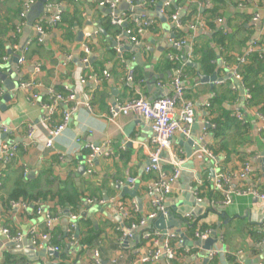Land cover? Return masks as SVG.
Here are the masks:
<instances>
[{
    "label": "crops",
    "instance_id": "1",
    "mask_svg": "<svg viewBox=\"0 0 264 264\" xmlns=\"http://www.w3.org/2000/svg\"><path fill=\"white\" fill-rule=\"evenodd\" d=\"M36 1L0 0V33L4 50L0 72L16 85L6 110H0V144L5 143L1 139L4 125L11 142L7 145L18 146L17 154L9 164L0 162V182L3 183L0 190V230L8 228L13 234L22 233L27 245H31L29 233L32 230L37 235H49V241H42L34 247L38 256L30 264H93L95 251L100 264H145L141 260L153 247L144 236L154 228L153 224L147 223L138 228L130 239L121 238L122 227L126 226V214H131L136 221L152 210L146 190L155 176L145 173L148 154L153 150L150 145L152 131L149 123L133 115H120L111 120L110 109L139 96L148 101L170 96V84L177 71H181L184 96L175 108V115L184 105H189L194 118L190 139L195 138V141L190 147L192 154L187 157L180 142L190 139L175 134L169 151L162 153V159L167 163L166 169L170 168L168 163L173 158L184 160L180 175L164 203L171 218L178 222L171 232L182 234V239L186 238L190 245H179L182 251L176 254L173 262L160 259L151 264H264L261 231L264 202L252 195L237 193L245 188H254L264 195V171L258 163L260 154L264 153V116L257 113L256 108L247 106L248 91L242 86L241 79L235 77L237 64L248 50L254 45L264 46V26L252 20L254 13L264 17V0H171L168 5L164 0L161 14L166 23H162L155 12L161 0H133L132 5L126 0H119L114 10L103 7L109 13L101 10L98 4L100 0H63L59 6L61 19L62 15L66 17L65 22L75 19L70 35L52 28L51 18L56 9L47 5V13L41 14L33 25L26 21L23 24L20 14L28 3ZM170 5L176 9L174 13L170 9L165 11ZM212 9L216 11L215 16L210 13ZM174 14L178 15L179 26L171 19ZM85 17L93 25L98 24L102 33L92 36L85 34L83 43L79 44L76 42L77 32L85 28ZM186 17L188 22L182 25L181 19ZM114 18H122L123 24L112 23ZM142 21L149 26L138 39L139 43L133 44L125 30L135 29ZM198 22L202 26L191 33L188 26ZM35 24H41L44 30L40 43L35 41L38 36ZM63 26V29L68 28V23ZM174 40H186L188 46L176 48L171 43ZM27 43H31V46L25 63L19 65L14 59L21 55V49ZM113 43L116 46H112ZM83 44L90 48L86 66L80 63ZM193 46L211 53L209 66L202 64L201 54L192 55ZM183 59L197 65L198 69L187 66ZM255 67H258V83L264 86V59ZM129 71H133L131 82L127 80ZM103 72H107L108 77ZM197 72L204 76L215 73L221 84L215 82L210 86L209 83H202L198 80ZM82 76L90 77L84 85L78 82ZM22 81H36L41 85L37 93L43 103L49 100L50 90L61 92L64 86H69L75 91L76 111L72 113L64 132L52 139L49 148L44 142L49 139L52 128L60 122L62 112L73 104L59 106L51 122L46 123L42 119L45 111L40 103L28 101L30 91L20 88ZM234 82L238 83L240 89ZM0 87L4 90L2 83ZM113 91H117L114 106ZM215 98H220L219 103L212 105ZM87 102L91 110L84 106ZM225 112L230 113L232 118L239 113L246 120L248 132L242 139H237L239 146L235 147L233 139H229L235 136L233 128L223 129L224 138L227 139L215 138L211 134L214 126L212 120L223 117ZM28 126L33 127L31 141L27 138ZM203 136V141L199 142ZM222 141H227L228 149H235L238 154L232 153L227 159L220 155L219 169L206 155L194 149L195 146L198 149L210 146L219 150ZM87 144L101 148L93 162L91 174L86 166L89 154ZM244 163L249 165L250 175L240 180L238 174ZM80 167H84L85 172L80 173ZM219 171L231 175L228 187L232 200L227 206L210 198L212 192L216 191L214 176ZM211 172L214 176H211ZM129 178L136 179L137 183L128 185ZM20 180L28 186L32 185L35 194L41 193L42 200L38 205L26 204L27 208L24 209L13 207V202L6 204ZM135 187V197L139 203L130 195L121 196L123 188L133 191ZM62 192L75 193L78 198L61 209L56 195ZM44 195L45 200L42 198ZM186 195L190 196L189 201L198 206L194 210L197 212L195 216L190 213V218H178L172 211H187L188 206L183 201ZM132 203L137 206L135 213L130 208ZM35 204L59 217L50 229L45 225L44 216L36 213ZM218 209L223 213H217ZM70 213L78 216L74 237L79 230L85 234V238H94L89 247H82L76 238L74 244L64 240ZM194 223L197 225L195 230H200L203 225L208 227L209 238L220 225L216 242L209 251H205L202 242L194 238V232L188 236L187 229ZM52 238L60 243L57 256L47 252ZM7 244L2 245L0 264L6 260L11 264H25V259L15 255L12 249L6 247ZM211 250L218 252L213 261L208 260Z\"/></svg>",
    "mask_w": 264,
    "mask_h": 264
},
{
    "label": "built area",
    "instance_id": "2",
    "mask_svg": "<svg viewBox=\"0 0 264 264\" xmlns=\"http://www.w3.org/2000/svg\"><path fill=\"white\" fill-rule=\"evenodd\" d=\"M129 5L133 4V0H126ZM171 0H167L166 5L169 4ZM152 1H149V3ZM119 0H100L99 6L106 7L109 10H114L118 5ZM33 2L28 3L24 11L20 14V19L22 23H25V15L29 10L30 5ZM60 2L58 0H50L47 3L48 8H54L55 14L51 18L52 27H56L61 21V11L59 10ZM172 21L175 23L176 26L180 25L178 15L174 14L171 16ZM252 20L254 22H259L264 26V17H260L259 14L254 13L252 15ZM124 20L122 18H114L112 23L115 25H122ZM149 24L146 21L140 22L139 26L135 29H126L125 34L127 35L129 41L133 44L139 43V38L144 34L146 29L148 28ZM202 26L201 23L190 24L188 26L191 33H195V31ZM38 36L35 40L36 42L40 43L42 41V37L44 35V30L41 24H35L34 26ZM174 47L176 48H183L188 46V42L186 40H178V41H171ZM31 43H27L21 49V55L18 56V64L22 65L25 63L26 55L30 49ZM258 49V50H257ZM82 52L83 56L81 58L80 63L83 66H86L89 62L90 56V48L87 44L82 45ZM258 53L260 58L264 57V46L257 47L256 45L252 46L246 56L240 60V63H244L246 57L249 54ZM105 77H108L107 72H103ZM236 79L240 80V76L236 75ZM90 78V77H89ZM84 76L80 77L78 82L81 85H84L87 79ZM128 81L133 80V71H129ZM220 85L221 83H216ZM20 88L27 89L30 91V95L28 101H36L40 103V107L42 110L45 111L42 119L46 123H50L52 120V116L54 112L59 108L61 105H70L73 104L72 107L67 108L65 111L62 112V117L59 123H57L51 130V134L48 140L44 142L46 147L52 146V139L59 137L64 130L67 128L70 120L71 115L73 112L76 111V103L75 98L76 94L74 89L69 86H64L61 92H56L53 90L49 91V100L46 103L40 102L37 89L41 87L39 83L36 81H29L25 82L22 81L19 83ZM172 94L170 96H165L158 98L153 101H148L147 99L139 96L136 97L125 104L117 105L110 109V116L111 120L116 118L117 116H128L133 115L136 118L149 123L152 131V138L150 141V145L153 147V150L150 151L148 154V162L147 167L145 168V173L147 175H154L155 178L152 180V184L147 188L146 194L150 199L151 205V212L144 218L137 219L136 221L133 220L131 214H126L124 219L126 222V226L122 227L123 235L122 240H127L133 237L134 232L138 228L144 227L147 223L154 221L159 216L169 217L170 213L165 205V199L169 196L172 191V187L174 183L177 181L180 175L181 166L184 163V160L179 158H173L169 163V169H166L167 163L164 162L162 159V153L164 151H169L172 139L175 134H180L182 137L186 139H190L191 136V127L194 122L193 114L189 105H184L182 109L179 111L177 116L175 115V108L179 101L183 99L184 96V87L182 84V73L181 71H177L176 77L172 80L171 84ZM4 95V90L0 87V98ZM84 106L91 110L89 103H85ZM260 119H263L260 115H257ZM235 118L239 121H243V116L239 113L235 114ZM8 129L4 125H2V133H7ZM199 139V142L203 141V138ZM27 138L29 141L33 138V127L28 126V135ZM26 146H24L25 148ZM86 149H88L89 154L86 161V166L88 168V173H92L93 162L97 155L100 154L101 148L98 146H94L93 144H87ZM18 146L14 145H7L6 143L0 144V162L4 165H7L13 160L17 154ZM201 153L206 155L208 159L212 162L215 168L219 169V158H216L208 148L202 146L198 149ZM250 175V167L247 163L243 164V168L238 174L240 180L245 179L247 176ZM231 179V175L225 173L223 171H219L214 176V187L215 190L220 192L223 196L222 204L227 206L231 203L232 200V193L229 190L228 183ZM128 185L134 186L137 183V180L134 178H129L127 180ZM241 195H252L258 198L261 202H264V195L260 194L254 188H245L237 192ZM13 207H22L27 208L26 204L22 203H12ZM131 211L133 213L136 212L137 206L135 203L130 204ZM36 213L38 215H43L45 219V225L47 229H50L55 222L59 220L57 215H52L48 211H43L40 207H37ZM190 215H186L185 217L190 218ZM78 220V216L70 213L68 215V225L66 228V234L70 238V242L72 244L76 243V239L74 237V232L76 231V222ZM261 231L263 234V242L264 243V221L261 222ZM29 241L32 246L36 247L39 245L40 242H47L49 241V235L47 233L37 235L34 230L30 231ZM210 231L209 230H195L194 231V238L199 240L200 242H204L209 239ZM144 238L149 240L152 243V250L148 255L141 260L142 263L151 264L159 261L160 259H165L166 261H172L176 257L175 246H179L183 244V239L181 234L174 233L171 231L162 232L155 230L154 228L145 234ZM24 239V235L22 233H11L8 228H3L0 230V252L2 249V245L5 243H20ZM56 247H48L47 252L53 253L57 252ZM218 252L216 250H211L208 253V260L213 261L215 257H217ZM115 263V261H113ZM93 264H100L99 255L95 251L93 253Z\"/></svg>",
    "mask_w": 264,
    "mask_h": 264
},
{
    "label": "trees",
    "instance_id": "3",
    "mask_svg": "<svg viewBox=\"0 0 264 264\" xmlns=\"http://www.w3.org/2000/svg\"><path fill=\"white\" fill-rule=\"evenodd\" d=\"M62 1L63 0H58V2H60V3ZM167 9H170L172 11V13H174L176 11V9L173 7V5H170L168 8H166L165 9L166 12H167ZM168 13H170V12H168ZM210 13L215 16L216 15L215 9H212L210 11ZM65 18L62 15V19H61L60 23L56 27H52V28L62 30L63 33L70 35L71 30H72L71 29L72 24L74 23L75 19H72L70 21H66L68 23V28L66 27V29H63V27H64L63 24H66ZM187 19H188L187 17L181 19V24L183 25L186 22H188ZM51 26L48 25L49 28H51ZM12 30H14V28H12ZM0 32H1V29H0ZM178 33H180V30H178ZM185 35L186 34H184V35L181 34V36H185ZM196 54H201L203 56L202 57L203 58L202 64H204V65L206 64V66H209L208 61H210V59H211V53L209 51L206 53V52H203L201 49H199L197 46H193L192 55H196ZM3 57H4V50H3L2 36L0 33V60ZM263 59H264V57L260 58L258 53L249 54L246 57L244 63L237 64V69H236L237 75H239L241 77L242 86L244 87V89H246L248 91L247 94L249 95V98L246 100L247 106L250 108H256L257 113L261 114L262 116H264V86L259 85V83H258V71L256 70V68H258V67H255V65L259 64V62ZM229 61L230 60L228 59L227 62H229ZM219 99L220 98H215L212 105L218 104ZM212 124L214 126L212 127L211 134L215 138H219V139H227V138H224V134H223V129H225V127L226 128H233L234 129L233 135H235V136H234V138H229V139H233L232 143L235 145V147L239 146V144L237 143V139H242L243 137H245L246 132H248V126L246 124L245 119L243 121H239L234 116L232 118L231 114L226 113V112L223 114V117L213 119ZM208 149L216 158H218L220 155H222V156L224 155V156H226V159H227V156H229L232 153L238 154V152L235 149H232L231 151L228 149L227 141H222L219 150L213 149L210 146H208ZM21 180L16 184V188L9 195L6 204H10L12 202L20 201V202H22L24 204H28V205L32 204V203H37V205H38V202L40 200H42L41 199V193L35 194L33 192V186L32 185L28 186L26 183H24ZM2 186H3V183L0 182V190H1ZM42 198H43V200H45L46 199L45 195L42 196ZM56 198L58 199V207L62 209L66 205H68V206L71 205V201H73L74 198L77 199L78 195L75 193L62 192V194H57ZM210 198L213 199L214 201H221V202L223 201V196L218 191L212 192ZM37 205H36V208H37ZM196 227H197V225L195 223L192 226L188 227V229H187L188 236H189V234H191L192 232L195 231ZM200 230H208V227L203 225L200 227ZM84 235L85 234L82 231L78 230V234L77 235L75 234V238L77 239L78 243L82 247H89L92 244L94 238L89 237V236H86V238H85ZM64 240L69 241L70 240L69 236H65ZM49 244L53 247H56V248L60 246V243L58 241H55V238L54 239L52 238L50 240ZM174 248H175L177 255L182 251V249L178 248L177 245ZM171 262H173V260ZM229 262L234 263V261L232 259H229ZM3 264H11V262H8V260H6V261H4Z\"/></svg>",
    "mask_w": 264,
    "mask_h": 264
},
{
    "label": "water",
    "instance_id": "4",
    "mask_svg": "<svg viewBox=\"0 0 264 264\" xmlns=\"http://www.w3.org/2000/svg\"><path fill=\"white\" fill-rule=\"evenodd\" d=\"M47 3H48V0H37L35 3L30 5L29 10L25 15V20L29 25H33L35 23V21L38 18H40L41 14L47 13V9L45 8ZM138 3H139V1H138ZM163 3H164V0H161V2L158 3L155 12H156L158 18L162 21V23H166V19H164V17L161 14V9H162ZM101 10L109 13V11H107L103 8H101ZM48 12H51V11H48ZM84 26H85V28L82 31L77 32L76 42L79 44L83 43L85 34H87L88 36H92V35H94V33H98V32L102 33V30L99 29L98 24L93 25L92 22L90 21V19H88L86 17H85ZM112 46H116L115 43H113ZM185 51H188V48H185ZM138 57H139V50L136 51V58L138 59ZM17 58L14 59V62H17ZM183 61L186 63L187 66L198 69L197 65H194L191 62H188L186 59H183ZM196 75H197L198 80L200 82L209 83L210 86H213L215 82H218L220 80V79H218V77L215 73L210 75V76H204V75H201L200 72H197ZM0 83H2V85L4 86V93H5L3 95V98H2V101L0 104V110L5 111L6 107H7L6 106L7 103L10 102L12 99V96H13L12 93L15 90L16 85H15V82H13L11 79H7V76L5 74H3L2 72H0ZM234 83H236V82H234ZM235 85L238 87V89H240V86L238 85V83H236ZM112 95H113L112 96L113 97L112 98V105L114 106L115 105V98L117 96V91H113ZM1 139L6 144H11V142L8 139L7 133H3L1 135ZM194 141H195V138L190 139L187 142H180V145H182V147L186 151L187 157H190L192 154V149H190V147L193 146ZM194 149L196 151H198V146H195ZM258 163L261 165L262 171H264V153L260 154V157L258 159ZM78 171L80 173H83V172H85V168L80 167L78 169ZM211 176H214L213 172H211ZM135 191H136V187L134 188L133 191H130L128 188H123L121 196L124 197L125 195H130L131 197H133L135 199V201L137 203H139L140 202L139 199L135 197ZM189 200H190L189 195H186L185 197H183L184 203L188 206L187 211H183L182 213H177V211L173 210L172 213L174 215H177L178 218H182L186 215H189L190 213H192L193 216H195L197 211H194V210L198 206L196 205V203H193ZM84 204L86 205V203H84ZM222 211L223 210L218 209L216 212L217 213H223ZM65 212H67V211H65ZM81 212H82V210H81ZM82 216L85 217V214L82 213ZM167 219H168V221H167ZM167 219L163 216H159L157 219H155L154 221H151L149 223L153 224V227L155 230L162 231V232L171 231L174 227L178 226V222L176 220H174L173 218H171V216L168 217ZM219 227H220V225L218 224L217 229H219ZM217 229L213 230L211 232V237L209 239L202 242V248L205 251H209L212 248L213 244H215V242H216L215 239L217 237ZM182 237H183V235H182ZM183 239H184L183 244L190 245V243H187L186 238H183ZM6 247L9 249H12V252L15 255H18L21 258H24L26 261L25 264H30L31 262H34L35 258L38 256V254L34 251V246L30 245L29 243L27 245L26 239L20 243H9L6 245ZM49 254L57 256V252H53V253H49Z\"/></svg>",
    "mask_w": 264,
    "mask_h": 264
}]
</instances>
